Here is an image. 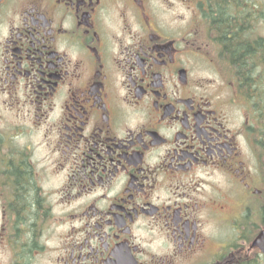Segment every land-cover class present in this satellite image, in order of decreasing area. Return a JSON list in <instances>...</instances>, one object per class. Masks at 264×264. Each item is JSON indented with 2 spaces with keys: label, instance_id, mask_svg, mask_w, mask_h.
<instances>
[{
  "label": "flooded vegetation",
  "instance_id": "1",
  "mask_svg": "<svg viewBox=\"0 0 264 264\" xmlns=\"http://www.w3.org/2000/svg\"><path fill=\"white\" fill-rule=\"evenodd\" d=\"M261 235L264 0H0V264H264Z\"/></svg>",
  "mask_w": 264,
  "mask_h": 264
},
{
  "label": "trees",
  "instance_id": "2",
  "mask_svg": "<svg viewBox=\"0 0 264 264\" xmlns=\"http://www.w3.org/2000/svg\"><path fill=\"white\" fill-rule=\"evenodd\" d=\"M211 14L209 18L210 27L220 32V36L223 37L225 46L229 48V59L238 60V65L244 71L248 72V66H246L247 56V33L240 32L237 21L239 20L244 26L247 20V12H241L237 15L232 9V5L223 1H214L212 4ZM236 16H239L238 20Z\"/></svg>",
  "mask_w": 264,
  "mask_h": 264
},
{
  "label": "water",
  "instance_id": "3",
  "mask_svg": "<svg viewBox=\"0 0 264 264\" xmlns=\"http://www.w3.org/2000/svg\"><path fill=\"white\" fill-rule=\"evenodd\" d=\"M263 238H264V235H261L257 242L261 243L263 241Z\"/></svg>",
  "mask_w": 264,
  "mask_h": 264
}]
</instances>
